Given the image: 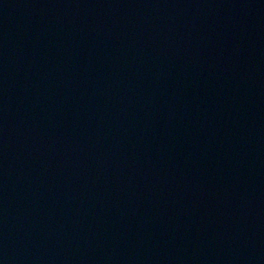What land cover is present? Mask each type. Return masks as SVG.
<instances>
[{
	"label": "water",
	"instance_id": "obj_1",
	"mask_svg": "<svg viewBox=\"0 0 264 264\" xmlns=\"http://www.w3.org/2000/svg\"><path fill=\"white\" fill-rule=\"evenodd\" d=\"M0 264H264V0H0Z\"/></svg>",
	"mask_w": 264,
	"mask_h": 264
}]
</instances>
